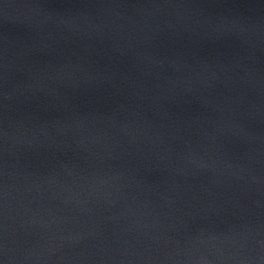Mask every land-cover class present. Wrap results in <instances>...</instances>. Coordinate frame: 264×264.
Listing matches in <instances>:
<instances>
[{"label":"water","instance_id":"water-1","mask_svg":"<svg viewBox=\"0 0 264 264\" xmlns=\"http://www.w3.org/2000/svg\"><path fill=\"white\" fill-rule=\"evenodd\" d=\"M0 264H264V0H0Z\"/></svg>","mask_w":264,"mask_h":264}]
</instances>
